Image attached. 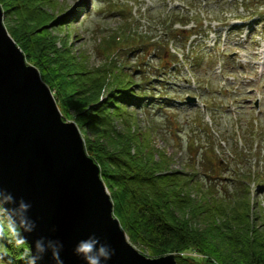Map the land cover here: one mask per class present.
I'll return each instance as SVG.
<instances>
[{
    "label": "trees",
    "instance_id": "trees-1",
    "mask_svg": "<svg viewBox=\"0 0 264 264\" xmlns=\"http://www.w3.org/2000/svg\"><path fill=\"white\" fill-rule=\"evenodd\" d=\"M0 4L16 17L15 25L7 28L53 90L64 118L74 117L93 130L86 148L101 167L115 215L133 244L147 248L152 257L174 253L179 264H264V223L259 221L261 212L252 211L247 185L251 174L233 173L236 186L230 192L225 184L221 194L212 172L221 171L226 162L218 159L214 144L209 149L210 144L192 143L193 152L199 147L204 151L202 158L190 157L184 170L172 169L173 160L165 151L156 158L150 134L143 140L132 130L135 119L128 107L149 108L156 84L146 57L140 56L136 64L130 57L159 47L162 69L172 57L168 45L138 31L130 6L125 10L111 4L126 21L100 38L97 51L105 61L90 69L87 59L81 58L85 55L78 57L67 43L60 46L48 29L56 18L50 11L55 0H0ZM177 19L176 14L170 18L172 37L178 34L173 29ZM117 118L126 125L123 130L117 128ZM193 188L202 192L199 199ZM29 247L28 242L15 244L5 222L0 264H26Z\"/></svg>",
    "mask_w": 264,
    "mask_h": 264
},
{
    "label": "water",
    "instance_id": "water-1",
    "mask_svg": "<svg viewBox=\"0 0 264 264\" xmlns=\"http://www.w3.org/2000/svg\"><path fill=\"white\" fill-rule=\"evenodd\" d=\"M4 15L0 4V193L15 202L5 208L14 209L21 200L30 205L26 215L35 229L24 233L30 250L37 239L43 238L46 246L58 241L63 264H87L74 249L95 236L115 252L101 264H179L174 253L150 257L130 241L78 125L64 118ZM37 264H56L51 250Z\"/></svg>",
    "mask_w": 264,
    "mask_h": 264
},
{
    "label": "rangeland",
    "instance_id": "rangeland-1",
    "mask_svg": "<svg viewBox=\"0 0 264 264\" xmlns=\"http://www.w3.org/2000/svg\"><path fill=\"white\" fill-rule=\"evenodd\" d=\"M57 2L50 11L56 16L53 23L48 25V29L57 37L58 43H67L73 50L74 54L78 57L87 59L88 68L98 67L104 64L105 56L101 53L98 54L99 40L103 36L110 35L113 30L121 27L126 21L119 10H112L113 3H118L120 8L127 9L129 4L136 3V9L141 8L142 13H138L143 24H149L151 19L165 20L166 15L171 11L172 6L179 7L181 4L186 5L187 0H55ZM191 1V0H189ZM194 6L190 8L192 11H197L199 14L198 19L208 20H225L223 17L224 12L222 9H228L229 16H232L235 12L242 10L243 6L240 0V4L235 6V0H193ZM208 2L206 7H200L199 5ZM264 0H254V3L259 6L258 10L264 12ZM249 6L251 4H248ZM196 6V7H195ZM244 6V10H245ZM263 9V10H262ZM135 12V11H134ZM230 12H233L231 14ZM221 13V14H220ZM142 14V16H141ZM234 16H239L234 14ZM16 17L5 11L4 23L7 27L15 25ZM223 23V21H220ZM215 23H213L214 25ZM156 26V25H154ZM151 26L140 25L139 30L150 29ZM153 28V27H152ZM161 60V59H160ZM29 64L30 61L27 59ZM132 62L136 63L135 60ZM34 65V64H33ZM228 70H232L229 67ZM152 71V70H151ZM197 71L201 85H205V77L217 84V77L213 73L212 66L202 65ZM153 72V71H152ZM257 78L256 75H253ZM251 80V79H250ZM176 84L171 86V89L164 86L163 81H156V90H160L161 96L166 97L167 92H172V96L178 97L182 94V82L175 79ZM261 80L252 81L247 86L248 93L253 89V86L260 88L264 86V80L260 84ZM48 84V83H47ZM184 86V84H183ZM256 88V87H255ZM171 90V91H170ZM262 90V89H261ZM216 87L214 86V90ZM264 93V90H262ZM227 92V97L232 93ZM206 101L212 96L211 100L217 97V93H211L206 91ZM249 95V94H248ZM223 97V95H221ZM181 97V96H180ZM245 97L244 95L239 98ZM224 98V97H223ZM156 101L146 109H132L130 106L128 110L133 114L135 121L132 125V130L137 132L143 140L146 135L150 134L148 141L154 146L156 158H160V153L165 151L171 158V168L184 170L188 165L190 157L202 158L203 150L200 149L194 153L190 146L192 143L197 146H209L212 148L211 137L212 129L208 126H212L216 129L213 131L215 137L218 138V143L214 146V151L218 154L222 163L226 162V167H222L218 173L213 171L212 174L216 179L213 181L217 183L220 193H224V186H229L230 192L234 189L236 177L233 173L243 172L244 175L252 174V177L248 180L250 187V198L252 211L262 214L259 219L264 223V184L261 180L264 178V107L257 113L253 110L245 108L242 115H232L229 110L222 109L219 114L205 113L197 105H186L176 101H172L169 98L167 101L160 102V96L155 97ZM226 99V98H224ZM163 100V99H162ZM221 101V99H217ZM148 109V110H147ZM70 114H75L74 110L70 111ZM236 117L238 119H236ZM252 118L259 120V128L253 131V128H249L253 122ZM68 121H74L86 142L87 138H93V130L88 125L80 124L76 118H65ZM255 119V123H256ZM204 122V123H203ZM158 123V124H155ZM116 125L119 130L125 128V124L122 119H116ZM152 125V126H151ZM150 127L153 129L150 130ZM203 127V128H202ZM260 133L258 138H255V133ZM210 136H209V135ZM242 137V138H241ZM211 139V138H210ZM210 157L215 156L213 152H210ZM200 163L198 167H200ZM218 167V164L213 166ZM258 174L263 175L260 180ZM235 178V179H234ZM260 181V182H259ZM226 184V185H225ZM238 184V182H236ZM192 190L199 199L202 196V192H198L195 188ZM141 252L152 257L149 250L140 244H134ZM30 247L26 249V254L29 253ZM205 264V263H202Z\"/></svg>",
    "mask_w": 264,
    "mask_h": 264
},
{
    "label": "clouds",
    "instance_id": "clouds-1",
    "mask_svg": "<svg viewBox=\"0 0 264 264\" xmlns=\"http://www.w3.org/2000/svg\"><path fill=\"white\" fill-rule=\"evenodd\" d=\"M0 237H3L5 232V222L7 223L8 231L14 239L17 246L27 244V239L24 233H31L35 229V223L31 221L26 213L30 209V205L23 200L14 209L3 207L4 204L15 203L11 196L6 193H0ZM63 245L58 241H47L43 238L37 239L34 245V251H29L27 254L26 264H37V261L43 258V255L51 250L52 258L56 264H63L60 257V252ZM75 253L82 255L87 264H101V261H107L115 254L110 246L101 244L95 236H90L86 240H81L74 249Z\"/></svg>",
    "mask_w": 264,
    "mask_h": 264
}]
</instances>
